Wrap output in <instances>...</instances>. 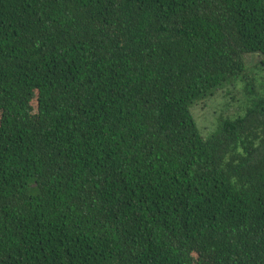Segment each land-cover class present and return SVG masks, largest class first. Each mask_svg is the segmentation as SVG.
Masks as SVG:
<instances>
[{
    "label": "trees",
    "instance_id": "1",
    "mask_svg": "<svg viewBox=\"0 0 264 264\" xmlns=\"http://www.w3.org/2000/svg\"><path fill=\"white\" fill-rule=\"evenodd\" d=\"M264 0H0V264H264Z\"/></svg>",
    "mask_w": 264,
    "mask_h": 264
},
{
    "label": "rangeland",
    "instance_id": "2",
    "mask_svg": "<svg viewBox=\"0 0 264 264\" xmlns=\"http://www.w3.org/2000/svg\"><path fill=\"white\" fill-rule=\"evenodd\" d=\"M246 69L242 76L224 83L212 94L195 102L190 108L193 118L204 134L215 126L219 116L235 117L258 94L264 93V66L258 53L244 55Z\"/></svg>",
    "mask_w": 264,
    "mask_h": 264
}]
</instances>
